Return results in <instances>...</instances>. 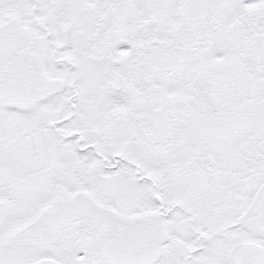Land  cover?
I'll return each instance as SVG.
<instances>
[{"label":"snow or ice","instance_id":"6c2138e0","mask_svg":"<svg viewBox=\"0 0 264 264\" xmlns=\"http://www.w3.org/2000/svg\"><path fill=\"white\" fill-rule=\"evenodd\" d=\"M0 264H264V0H0Z\"/></svg>","mask_w":264,"mask_h":264}]
</instances>
